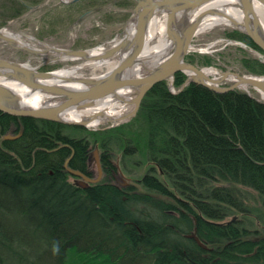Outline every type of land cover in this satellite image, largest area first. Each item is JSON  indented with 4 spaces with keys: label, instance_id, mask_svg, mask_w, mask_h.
<instances>
[{
    "label": "trees",
    "instance_id": "16d2710c",
    "mask_svg": "<svg viewBox=\"0 0 264 264\" xmlns=\"http://www.w3.org/2000/svg\"><path fill=\"white\" fill-rule=\"evenodd\" d=\"M44 1L0 0L3 20ZM229 37L263 54L246 35ZM240 64L264 75L257 59ZM185 79L176 73L173 87ZM168 86L155 84L119 128L0 112V264H264L254 226L264 228V103L241 90ZM9 132L18 137L3 140ZM93 147L104 176L83 187L63 164L69 157L85 174ZM113 161L147 167L140 191L112 183Z\"/></svg>",
    "mask_w": 264,
    "mask_h": 264
},
{
    "label": "water",
    "instance_id": "95a60500",
    "mask_svg": "<svg viewBox=\"0 0 264 264\" xmlns=\"http://www.w3.org/2000/svg\"><path fill=\"white\" fill-rule=\"evenodd\" d=\"M64 3H74L79 0H67ZM215 0H136L132 10L130 21L133 22V33L129 36L127 30L124 36L110 48L104 50L99 56L92 58L96 61L108 60L111 58L119 59L118 63L110 71L97 77H84L78 83L81 89H69L59 85L45 84L51 72H42L40 67L54 60H47L36 67H30L24 63H18L0 58V78L6 81H14L29 88L33 92H39L50 97L55 104H47L36 109H25L20 106L19 98L8 88L0 84V112L14 117H31L35 119L59 122L73 126H85L83 122H67L60 119V116L67 110L80 108L87 103H93L102 98L116 95L121 89H132L135 94L132 98L133 109L126 117V121L134 117L138 111L140 103L145 94L158 82L170 81L172 87L176 73H190L179 91L187 84L195 83L204 86L216 93H223L240 88L246 85L253 89L260 90L264 94V77L241 76L235 72H221V79L207 76L201 68L190 62H186L185 57L191 49V41L195 35V24L184 29L179 28L178 17L201 8ZM237 7L242 13L241 26L238 30L246 35L251 42L264 54V31L255 10V3L264 7V0H235ZM43 5V4H42ZM39 7V6H36ZM35 7V8H36ZM166 14L165 34L170 41V49L166 55L158 58V65L155 67L144 66L145 62L140 60L146 45V30L150 19L156 14ZM216 14L212 8L205 9L201 16ZM0 41L12 48L25 50L33 54H47L48 50H37L27 47H18L15 40L10 36L0 34ZM72 60H87L86 50L57 49ZM142 64V74L132 73L135 66ZM187 75V74H186ZM235 76L237 82H233L227 87L219 86L228 76ZM261 78V80L259 79ZM67 82H72L68 79ZM245 92L250 96L248 91ZM122 101V100H121ZM261 102L264 100L260 98ZM18 135L13 136L9 133L3 136V140H12ZM92 157L98 169V175L90 178L78 170L68 167L69 157L64 161L63 167L70 175L79 178L81 185L95 184L99 181L101 170L98 159V150L94 149ZM197 244L206 248L198 238L192 234Z\"/></svg>",
    "mask_w": 264,
    "mask_h": 264
},
{
    "label": "rangeland",
    "instance_id": "374dc122",
    "mask_svg": "<svg viewBox=\"0 0 264 264\" xmlns=\"http://www.w3.org/2000/svg\"><path fill=\"white\" fill-rule=\"evenodd\" d=\"M135 2L136 0H79L74 2L79 4L73 5L74 3H64L62 0H45L43 5L28 9L20 17L8 20H3L7 13L6 9L2 7L3 4L0 3V30H6L12 34L24 33L30 36L37 43H29L33 45V49L37 50L45 49L41 44L57 49L88 51L101 48L105 50L124 36V31L127 30L128 24L131 22L129 19ZM239 33L241 32L237 28L219 25L194 35L190 46L191 49L198 51L190 49L186 57L195 56V62L192 64L201 69L215 68L220 72H235L241 76L264 77V75L251 74L241 66L240 60L242 58L251 57L264 62V55L244 42L229 37ZM186 57V62H189ZM201 57L210 58L212 64H200L198 59ZM0 58L36 67L54 57L48 54H33L25 50L15 49L0 41ZM83 62L84 60H54L42 65L39 70L52 72ZM105 72L106 68H85L81 71L84 77H97ZM170 83L169 81V86ZM230 84L232 82L224 80L219 86L227 87ZM169 86L168 88L172 93H177L181 89L176 90L173 84L172 87ZM234 90L245 92L240 88ZM248 93L251 97L260 100V96L253 88L250 87ZM132 118L117 124L115 122L101 124L95 128L77 127L88 131L119 128L128 124ZM94 149L95 147L90 151L91 157ZM116 156L118 159L120 155L117 154ZM116 161H113L117 170L112 182L122 188L134 186L140 191L141 188L137 185L136 180L145 173L147 167L135 165L130 171H124L118 167ZM97 175L96 170L94 177ZM249 202L250 204L254 203L252 199ZM261 225L262 223L256 222L254 226L262 231L264 228Z\"/></svg>",
    "mask_w": 264,
    "mask_h": 264
},
{
    "label": "bare ground",
    "instance_id": "6f19581e",
    "mask_svg": "<svg viewBox=\"0 0 264 264\" xmlns=\"http://www.w3.org/2000/svg\"><path fill=\"white\" fill-rule=\"evenodd\" d=\"M67 1V0H64ZM212 8L215 10L216 14L201 16V12L205 9ZM255 10L258 15L259 21L261 23L262 29L264 30V7L258 3H255ZM179 28L182 30L186 27H190L195 24V35L206 32L213 27L219 25H225L234 28H240L242 13L237 7L235 0H215L211 3L198 8L187 14H181L178 17ZM165 19L166 14H156L153 16L147 24L146 30V45L140 55V60L144 63V66L153 68L158 65V58L162 55H166L170 49V41L167 39L165 34ZM133 22L128 24L127 32L129 36L133 33ZM0 34L3 36H10L15 40L18 47L32 48L31 43H37L35 39L30 36L20 33L12 34L6 30H0ZM24 38L27 41H23ZM45 47L44 50H48L47 54L53 56L52 60L59 61H72V59L63 56L58 51H53L51 47L41 44ZM198 51L197 49H191ZM104 52L103 49H91L87 51V56L89 59L84 60L83 63L79 65L66 67L63 69L55 70L51 72V76L48 80L43 81L45 84L49 85H59L61 87L69 89H81L83 88L78 81L84 78L81 71L85 68L100 69L106 68V72L110 71L118 63L119 59L111 58L103 61H96L95 58ZM75 60V59H74ZM143 65L140 64L134 67L132 71L135 75L142 74ZM207 76L214 77L216 79H221V72L215 68L202 69ZM105 72V73H106ZM190 76V73H186ZM70 79L72 82H67ZM261 80V78H259ZM225 80L229 82H237L235 76H228ZM0 84L8 88L19 98V103L22 108L25 109H36L47 104H55L50 100L45 94L39 92H33L29 88H26L22 84L14 81H6L0 78ZM249 86L240 85V89L249 91ZM260 98L264 100V94L260 90L254 89ZM135 91L132 89H121L116 95L108 96L97 100L93 103H87L83 107L74 108L67 110L60 116V119L67 122H83L88 128H95L101 124L105 123H121L126 121V117L133 109L132 98ZM122 100V101H121Z\"/></svg>",
    "mask_w": 264,
    "mask_h": 264
},
{
    "label": "flooded vegetation",
    "instance_id": "af4514ba",
    "mask_svg": "<svg viewBox=\"0 0 264 264\" xmlns=\"http://www.w3.org/2000/svg\"><path fill=\"white\" fill-rule=\"evenodd\" d=\"M264 55V54H263ZM262 63H264V62H262ZM98 159H99V156H98ZM88 166H89V169L87 170V172L85 173V175L86 176H88V177H90V178H95L94 177V175H95V171L97 170V173H98V169H97V166H96V164L94 163V160H93V158L89 155V157H88ZM99 165H100V162H99ZM100 169H101V165H100ZM81 172V171H80ZM84 174V173H83ZM103 172H102V170H101V175H100V179H99V181H101L102 180V178H103ZM114 176H115V172L112 174V178H111V181H112V179L114 180ZM97 177V176H96ZM98 181V182H99ZM80 185H81V182H80V179L78 178V181H77ZM97 182V183H98ZM114 185H116V186H118L117 184H115L114 182H112ZM87 185H89V184H87ZM118 187H120V186H118Z\"/></svg>",
    "mask_w": 264,
    "mask_h": 264
}]
</instances>
